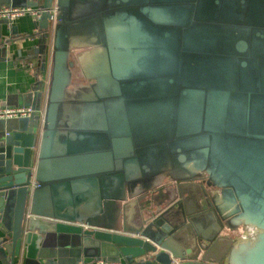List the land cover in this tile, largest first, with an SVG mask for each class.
<instances>
[{"label": "water", "instance_id": "1", "mask_svg": "<svg viewBox=\"0 0 264 264\" xmlns=\"http://www.w3.org/2000/svg\"><path fill=\"white\" fill-rule=\"evenodd\" d=\"M29 1L2 264H264V0Z\"/></svg>", "mask_w": 264, "mask_h": 264}, {"label": "crops", "instance_id": "2", "mask_svg": "<svg viewBox=\"0 0 264 264\" xmlns=\"http://www.w3.org/2000/svg\"><path fill=\"white\" fill-rule=\"evenodd\" d=\"M29 2L0 0V7H23L29 5ZM35 22L30 15L15 17L9 21L0 20V100L30 103L37 82H42V92L45 91L47 74L46 71L41 74L38 57L36 58ZM40 107L42 109L43 99ZM12 124L11 121L7 122V128Z\"/></svg>", "mask_w": 264, "mask_h": 264}, {"label": "built area", "instance_id": "3", "mask_svg": "<svg viewBox=\"0 0 264 264\" xmlns=\"http://www.w3.org/2000/svg\"><path fill=\"white\" fill-rule=\"evenodd\" d=\"M41 10L38 7L24 6V7H12V6H1L0 7V19L9 21L15 17L30 15L34 17L36 21L40 18ZM55 13V6L51 8V19H53ZM47 83V80H46ZM34 109L31 105H9L4 100H0V119L12 120L18 118H26L33 113ZM103 263L102 261L95 262Z\"/></svg>", "mask_w": 264, "mask_h": 264}, {"label": "flooded vegetation", "instance_id": "4", "mask_svg": "<svg viewBox=\"0 0 264 264\" xmlns=\"http://www.w3.org/2000/svg\"><path fill=\"white\" fill-rule=\"evenodd\" d=\"M103 110H104V108H103ZM163 184H165V186H172L173 185V184H171V183H169L167 181H164Z\"/></svg>", "mask_w": 264, "mask_h": 264}]
</instances>
